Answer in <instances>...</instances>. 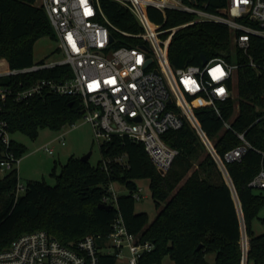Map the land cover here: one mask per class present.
Segmentation results:
<instances>
[{
  "label": "trees",
  "instance_id": "trees-1",
  "mask_svg": "<svg viewBox=\"0 0 264 264\" xmlns=\"http://www.w3.org/2000/svg\"><path fill=\"white\" fill-rule=\"evenodd\" d=\"M184 2L192 4L189 0ZM101 4L114 27L129 33L140 31L127 8L111 0H101ZM196 5L220 13L227 1L196 0ZM148 15L157 24L164 22V15L154 8L148 9ZM193 19L191 14L167 10L165 27L189 24ZM111 32L115 40L122 38L115 29L111 28ZM44 37L56 40L50 19L36 0H0V60L5 59L12 69L33 65L34 45ZM120 44L125 43L121 40L117 45ZM248 54L255 62H262L264 40L251 37ZM168 55L175 69L201 65L202 55L207 60L224 58L229 62L236 57L244 63L231 84L237 97L219 105L220 116L209 106L197 108L195 115L219 155L239 145L237 133H244L254 147L226 167L249 238L247 262L264 264V233L255 235L252 229V221L264 206V190L255 193L248 187L264 165V72L248 66L249 58L236 50L229 28L214 22H197L179 29L170 42ZM72 76L69 65H60L21 79L65 81ZM7 82L8 79L1 80L0 84ZM80 117L76 98L54 94L25 102L10 98L0 112L11 134L20 132L33 140L40 129L58 131ZM225 123L231 128H226ZM163 140L179 152L164 175L158 172L142 143L113 136L100 144L101 160L97 165L70 157L56 176L55 185L27 181L25 192L16 198L13 191L17 171L0 177V250L19 236L37 230H44L71 247L89 235H108L119 215L130 233L155 245L154 251L144 256L148 264H162L166 257L173 264H207L208 254L214 255V264H242L241 220L236 201L198 134L184 122L180 129L166 132ZM12 149L19 157L27 151L16 141H12ZM140 179L149 180L151 197L158 209L152 222H148L146 213L135 210L136 181ZM114 183L125 188L127 194H120L113 208L100 207L108 187Z\"/></svg>",
  "mask_w": 264,
  "mask_h": 264
},
{
  "label": "built area",
  "instance_id": "built-area-1",
  "mask_svg": "<svg viewBox=\"0 0 264 264\" xmlns=\"http://www.w3.org/2000/svg\"><path fill=\"white\" fill-rule=\"evenodd\" d=\"M111 1L134 15L140 28L138 33L114 27L103 12L101 0H39L36 5L46 11L63 58L42 60L21 69H12L1 59L0 82L5 79L8 82L0 84V112L10 98L25 102L44 94L74 97L98 143L108 142L113 136L142 143L162 175L179 155L178 150L163 140V135L180 129L187 122L208 150L236 201L241 220L242 264H248L249 238L226 164L241 160L254 147L244 133H237L239 145L219 155L195 115L197 108L209 106L220 116L219 105L234 97L231 84L244 63L238 62L236 57L233 62L212 58L204 65L175 69L170 63L168 49L179 29L192 23L214 22L229 28L234 47L249 58L247 65L256 72H264V60L255 62L248 54L251 37L264 40V0H226L227 6L220 13L198 7L196 0H189L193 5L184 0ZM149 8L160 11L164 22H153L148 15ZM167 10L191 14L194 19L189 24L166 28ZM111 28L135 45L122 38L115 40ZM121 40L125 44L117 45ZM60 65L71 67L73 76L70 79H21ZM196 101L201 104H195ZM224 125L231 128L228 123ZM12 135L7 120L0 118V173L17 171L13 192L18 198L25 192L26 183L19 178L22 157L12 149ZM63 136H59L61 145H65ZM44 149L49 154L54 153L49 145ZM248 187L264 190V165ZM119 195L111 184L102 204L115 207ZM134 199H140V195L134 194ZM154 249L151 241L130 233L118 215L108 235H89L71 247L61 244L44 230L25 233L0 250V264H148L144 256Z\"/></svg>",
  "mask_w": 264,
  "mask_h": 264
},
{
  "label": "rangeland",
  "instance_id": "rangeland-1",
  "mask_svg": "<svg viewBox=\"0 0 264 264\" xmlns=\"http://www.w3.org/2000/svg\"><path fill=\"white\" fill-rule=\"evenodd\" d=\"M36 4H39V0H36ZM33 53L35 62L60 60L63 58L57 47V41L52 40L50 37L38 40L34 45ZM233 92L234 98H236V89ZM61 134H64L63 141L65 145H61L59 138ZM12 139L23 144L27 149L18 166L19 178L23 183H27V181H44L48 185H55L56 176L59 175L62 166L70 157L81 159L91 153L89 162L93 166L97 165L101 160L100 143L96 141L91 125L85 122L83 116L77 119L74 124L65 125L58 131L48 128L40 129L38 136L34 140L20 132L13 134ZM46 145L53 148V154H49L44 149ZM4 175L0 173V177ZM136 183L138 186L137 194L140 195V199H135V210L138 213H146L148 222H152L158 213V209L151 197L149 180L140 179ZM113 186L119 194H127V190L119 184L114 183ZM254 192L258 191L255 190ZM263 218L264 206L261 208L258 217L252 221V229L255 235L264 233ZM210 255L212 254H208L206 257L207 264H210ZM162 264H173V262L166 257Z\"/></svg>",
  "mask_w": 264,
  "mask_h": 264
},
{
  "label": "water",
  "instance_id": "water-1",
  "mask_svg": "<svg viewBox=\"0 0 264 264\" xmlns=\"http://www.w3.org/2000/svg\"><path fill=\"white\" fill-rule=\"evenodd\" d=\"M144 49H146L145 47H143ZM207 62V58L205 55H202L201 56V64H205ZM90 155L91 153L87 154L86 156L82 157L81 158V161L83 162H88L89 161V158H90ZM100 207L102 208H112V206H109V205H104V204H100Z\"/></svg>",
  "mask_w": 264,
  "mask_h": 264
},
{
  "label": "crops",
  "instance_id": "crops-1",
  "mask_svg": "<svg viewBox=\"0 0 264 264\" xmlns=\"http://www.w3.org/2000/svg\"><path fill=\"white\" fill-rule=\"evenodd\" d=\"M210 264H214V255H210Z\"/></svg>",
  "mask_w": 264,
  "mask_h": 264
}]
</instances>
